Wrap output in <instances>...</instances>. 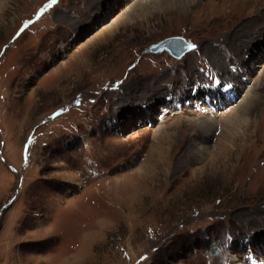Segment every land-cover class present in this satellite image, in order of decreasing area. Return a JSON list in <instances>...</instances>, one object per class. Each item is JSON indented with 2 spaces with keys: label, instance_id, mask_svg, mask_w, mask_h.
Instances as JSON below:
<instances>
[{
  "label": "rangeland",
  "instance_id": "obj_1",
  "mask_svg": "<svg viewBox=\"0 0 264 264\" xmlns=\"http://www.w3.org/2000/svg\"><path fill=\"white\" fill-rule=\"evenodd\" d=\"M83 1L0 0V264H264V99L254 136L223 122L237 15Z\"/></svg>",
  "mask_w": 264,
  "mask_h": 264
},
{
  "label": "bare ground",
  "instance_id": "obj_2",
  "mask_svg": "<svg viewBox=\"0 0 264 264\" xmlns=\"http://www.w3.org/2000/svg\"><path fill=\"white\" fill-rule=\"evenodd\" d=\"M84 1L83 3H85ZM178 1L182 3L183 7L186 10L188 9L189 11L192 12L195 8L201 5L203 0H134V2L131 3L130 6H128L125 12L129 13V11H131L132 13V12H136V10L147 11L150 8L158 9L164 4L168 6L172 3L173 4L178 3ZM113 2H115V0H111L109 2L108 7H110ZM205 3L208 6H210L212 10H214L215 8H219L220 11L225 12L226 16L223 19L227 20L228 18L231 17L233 18V14H236L237 15L236 19L240 21L241 24V25L239 24L240 27L237 29V31H235L234 35L232 34L233 36H231L232 43L231 42L229 43L235 46L240 45L242 48V49L237 48V51L239 53L238 54L236 53L235 56L236 63L241 71L239 73L238 69H236V72H234L235 75L230 74L229 71L224 73L227 75L226 81H231L233 82L234 86H236V90L239 93L238 100L235 101V104L232 106L229 117L223 120V122H226L228 125L231 126L232 125L243 126L245 130L247 129L248 131L247 133L248 137H252L255 135L256 128L255 125H249V123L252 120H254L253 116L255 115V112L257 111L259 104L264 99L263 98L264 97V67L256 75L257 77L255 78L253 85L247 86L245 80L243 82L241 78L244 77L246 80L247 79L249 80L253 73V69L255 65L252 66L251 64V61L254 58V56H252L253 53L251 49H254L258 54L259 58L256 59L261 60L264 58V45H263L264 42L258 45L261 39L264 38V0H206ZM96 18L97 20L94 19V22L98 21L99 19H102V17L100 16H96ZM237 22L238 21H236V23ZM227 40L230 39L227 38ZM206 50L209 57V62L212 63L214 66L219 67L217 68L218 71H222L220 70L222 69V65L224 63L223 58L222 61H220L221 60L220 54H222V51L219 52V48H215L214 45L207 47ZM261 55H263V57H261ZM224 77L225 75L222 76L223 79ZM208 93L209 96L213 95L211 94L212 90H209ZM146 102L147 101L142 103L145 104ZM129 110L123 114V118L129 115L128 114ZM206 117H207L206 119L204 117V119L201 121L187 119L186 124H188L193 129H202L207 131H210L212 128H216V124H217V121H215L216 117L213 116L209 110H207ZM164 132L165 131H162V133ZM200 149H205V148L201 146ZM198 152H200V150ZM263 236L262 238H264Z\"/></svg>",
  "mask_w": 264,
  "mask_h": 264
},
{
  "label": "water",
  "instance_id": "obj_3",
  "mask_svg": "<svg viewBox=\"0 0 264 264\" xmlns=\"http://www.w3.org/2000/svg\"><path fill=\"white\" fill-rule=\"evenodd\" d=\"M164 49H166L172 57L180 58L190 49V45L184 42L180 37H171L160 42L152 51Z\"/></svg>",
  "mask_w": 264,
  "mask_h": 264
}]
</instances>
